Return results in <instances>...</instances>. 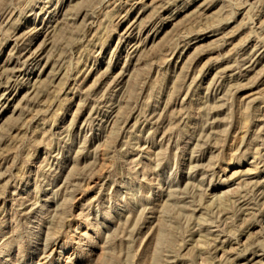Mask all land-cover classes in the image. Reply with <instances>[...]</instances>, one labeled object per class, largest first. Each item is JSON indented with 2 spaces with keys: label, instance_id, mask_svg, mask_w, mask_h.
<instances>
[{
  "label": "rangeland",
  "instance_id": "obj_1",
  "mask_svg": "<svg viewBox=\"0 0 264 264\" xmlns=\"http://www.w3.org/2000/svg\"><path fill=\"white\" fill-rule=\"evenodd\" d=\"M0 264H264V0H0Z\"/></svg>",
  "mask_w": 264,
  "mask_h": 264
}]
</instances>
